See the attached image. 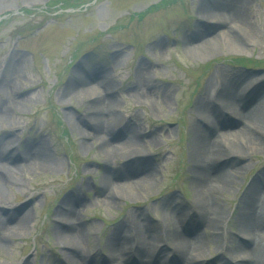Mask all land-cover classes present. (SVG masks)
Segmentation results:
<instances>
[{"label":"rangeland","instance_id":"374dc122","mask_svg":"<svg viewBox=\"0 0 264 264\" xmlns=\"http://www.w3.org/2000/svg\"><path fill=\"white\" fill-rule=\"evenodd\" d=\"M220 1L246 15L250 31L241 42L230 39L229 33L214 39L222 30L230 31L234 22L209 30L210 22L198 13L207 0H96L70 16L54 14L55 9L46 7L51 0H0V77L5 74L10 86H0V108L9 107L0 119V139L13 140L16 153L29 144L43 148L51 162L47 170H28L27 163L18 160L15 182L5 187L0 204L15 209L18 216H30L27 226L8 230L11 237L0 242V264H68L56 237V213L69 212L74 201V220L83 233L79 250L83 258L98 254L96 264H112L101 261L108 253L105 242L134 213L144 214L159 228L164 244L169 240L164 218L173 207L186 219L181 230L188 223V230L194 229L185 236L200 235L207 241L205 264L222 263L217 258L230 249L229 239L239 241L242 236V199L252 185L264 181V0ZM159 3L144 17L134 15ZM200 32L208 33L211 42L197 48L189 39ZM236 58L261 64L239 65L233 62ZM5 64L10 65L7 72ZM138 70L146 81L139 79ZM104 77L110 86L108 93L100 92L112 102V107H103L104 114L113 115L117 131L133 128L129 135L139 144L134 158L115 156L99 146L103 134L110 142L116 139L96 130L89 118V94L78 93L96 88ZM224 77L237 84L239 109L246 112L255 102L263 112L260 132L251 133L257 140L222 139L236 140L243 154L225 149L223 158L210 163L212 172L227 177L213 195L224 215L215 230L193 220L198 164L193 140L197 124L205 133L210 126L203 125L198 104L207 98L209 86L216 94ZM85 78L89 85L75 91ZM252 81L257 83L254 91L243 94ZM218 118L227 125L235 119L226 114ZM242 123L223 128L220 124L212 136H230ZM131 158H138L131 169L148 165L155 178L134 188L121 183L124 192L115 189L117 197L110 203L103 182L107 176L121 181L117 176ZM262 257L264 264V250Z\"/></svg>","mask_w":264,"mask_h":264},{"label":"bare ground","instance_id":"6f19581e","mask_svg":"<svg viewBox=\"0 0 264 264\" xmlns=\"http://www.w3.org/2000/svg\"><path fill=\"white\" fill-rule=\"evenodd\" d=\"M198 13L207 22H210L209 30L234 22V25L229 28L230 31L222 30L214 39L225 36L227 33H229L230 39L237 42H241L248 37L246 32L250 31V28L246 15L239 13L236 8H229L225 1L207 0V3L202 4L199 8ZM207 37L208 33L200 32L190 35L189 40L191 41L190 43L196 42L194 44L198 48L204 43L211 42ZM7 65L9 64H5L4 72H7L10 66ZM138 73H140L139 79L141 81L147 80L142 72L138 70ZM88 83L89 79H81L80 82L76 83L74 90L76 91L79 88L77 86L89 85ZM256 84L252 81L244 86L243 94L248 92L249 89L252 91L257 86ZM3 85H6L8 89L10 88L5 80V74L0 77V86ZM109 86V81L104 77L97 83L96 88L86 87L78 93L89 94V118L94 122L96 130L100 134H110L116 139V142L114 140L110 142L108 137L103 134L99 137V146L104 147L108 153L115 156H122L124 159L134 158L138 154L136 151L139 149V144L136 137L129 135L133 133L131 131L133 128L129 125V127H124V130L117 131L113 115L109 113L106 117L104 114L105 109L103 107H112V102L110 97L106 98L101 92H104V94L108 93ZM237 94V84L224 77L218 85L216 94L210 93L209 86L206 91L207 98L205 100L202 98L198 104V111L203 125H206V127L210 126L209 128L205 127V133L203 132L204 129L202 130V127L197 124L193 140L198 161L196 174L194 175L193 190L195 202L193 206H196V209L193 220L199 225H205V227L214 228L215 230L220 228L224 215L221 210L216 208L213 195L218 194L220 186L227 181V177L223 172H212L211 169L213 168L210 163L213 160L216 162L217 159L223 158L226 150L232 152L235 149L232 154L238 156L243 154V150L239 148L240 145L237 144L236 140L232 139L233 142L227 140V144L222 139L227 137H245L251 141L255 138L252 134L259 133V127H261L258 124V118L263 112L262 108L259 107L260 104H255L254 102V106L244 112L238 108L239 97ZM249 97L251 98V95ZM241 102H245V99H242ZM8 112L9 107L3 105L0 108V119L8 115ZM225 114L230 117L234 116L235 119H232L230 125H227V120L220 123L221 128L235 127L239 122L244 124L242 123V127L230 136H227L228 134L226 133L228 132H223L224 134L214 138L212 135L216 130L220 129L218 117ZM240 118L246 119L245 122ZM213 120L217 121V123L215 122L216 126H212L211 121L213 122ZM217 127L218 129H216ZM220 136L221 139H218ZM14 144L13 140L4 141L0 139V200L5 198V187L15 182L18 160L25 161L27 163L25 167L28 170L32 168L34 170H47L51 167L50 154L44 151L43 148H36L34 145L29 144L24 148L23 152L16 153L17 151L13 147ZM132 158L123 164V171L117 176L118 178L122 176L121 181L107 176L103 182L102 189L105 192L106 200L110 203H113L115 197H117L115 189H120V192H124L122 191L124 185L121 183H126L128 188H134L139 185L149 184L151 179L155 178L154 170L147 169L148 165L146 167L139 165L137 169H131L130 167L138 161V158ZM261 179L264 180V178ZM261 184L264 186V181L260 184L258 182L252 185L250 191L242 199L241 210L238 213L241 219L239 230L242 236L239 241L234 240L233 237L229 239L231 243L230 249L217 258V260L222 261L221 264H263L264 191L261 188ZM73 203L74 208L70 209L69 212L56 213L60 217L57 220L56 237L61 240L62 255L68 264H96L98 254L93 256L86 255L83 258V254L79 250L83 233L78 223L74 220L76 205L75 201ZM4 205L0 204V242L9 240L11 235L7 232L8 230L15 232V229H22L27 226L30 216L27 213L18 216L15 213V209ZM131 215L130 218L117 225L108 236L105 242V248L108 253L102 256L101 261H109L112 264H205L204 258L207 257L205 254V243L207 241L200 235L193 238L185 236L187 233L188 235L192 233L194 229L190 228L188 230L191 224L188 223L187 228L183 231L181 230L186 225V219L179 214L175 207L164 218V224L166 225L164 233L169 237V240L164 244H161L162 233L159 228L157 229L152 223L147 222L144 214L134 213ZM218 239L216 238V240ZM156 241L157 243H155ZM23 264H29V262L25 260Z\"/></svg>","mask_w":264,"mask_h":264},{"label":"trees","instance_id":"16d2710c","mask_svg":"<svg viewBox=\"0 0 264 264\" xmlns=\"http://www.w3.org/2000/svg\"><path fill=\"white\" fill-rule=\"evenodd\" d=\"M93 1L94 0H51V2H49L46 7L48 8L49 6H51L50 9H55L57 12L63 10V12H61V13L70 14V12L67 13V12H65V10L66 9L81 8V7H84L85 5H87L88 3L93 2ZM52 6H54V7H52ZM156 7H158V5L151 7L148 11H152ZM47 8L45 11L50 10V9L47 10ZM61 13H59V14H61ZM146 14L147 13L144 12L140 16L144 17ZM233 62H235L236 64H239V65H244V66L248 65V64L254 65V66L261 64L254 59H247V58H236L235 60H233ZM262 64H264V63H262Z\"/></svg>","mask_w":264,"mask_h":264}]
</instances>
